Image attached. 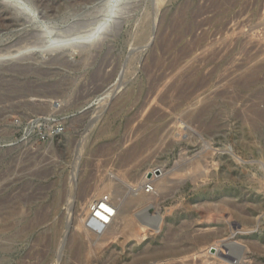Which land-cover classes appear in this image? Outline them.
Segmentation results:
<instances>
[{"label":"rangeland","instance_id":"obj_1","mask_svg":"<svg viewBox=\"0 0 264 264\" xmlns=\"http://www.w3.org/2000/svg\"><path fill=\"white\" fill-rule=\"evenodd\" d=\"M8 2L0 264H87L99 238L89 264H264V0Z\"/></svg>","mask_w":264,"mask_h":264},{"label":"bare ground","instance_id":"obj_2","mask_svg":"<svg viewBox=\"0 0 264 264\" xmlns=\"http://www.w3.org/2000/svg\"><path fill=\"white\" fill-rule=\"evenodd\" d=\"M254 1V0H253ZM7 3L8 4H10L12 7H13V9L14 8H16V6H14L12 3H10V2H8L7 1ZM216 3H217V1H216ZM7 4V5H8ZM17 10H19V11H21L22 13L24 12L23 10H20V9H18L17 8ZM201 12V11H200ZM195 14V13H194ZM249 20V19H248ZM207 22V21H206ZM263 23V22H262ZM261 23V24H262ZM264 26V25H263ZM261 27H262V25H261ZM263 28V27H262ZM258 32V31H257ZM256 33V32H255ZM251 35V34H250ZM249 35V36H250ZM257 35V34H256ZM212 36V35H211ZM253 36V35H252ZM230 37V36H229ZM226 39V38H225ZM233 39V38H232ZM247 40V39H246ZM225 41V40H224ZM211 42V41H210ZM217 44V43H216ZM258 48V47H257ZM214 49V48H213ZM225 49V48H224ZM218 50V49H217ZM225 52V51H224ZM203 54V53H202ZM251 54V53H250ZM208 55V54H207ZM180 56V55H179ZM214 60H216V59H214ZM260 69V68H259ZM256 71H257V69H256ZM205 73V72H204ZM253 74V73H252ZM239 80V79H238ZM192 85V84H191ZM227 91V90H226ZM188 94V93H187ZM199 99V98H198ZM198 101H202V100H198ZM159 102V101H158ZM197 104V103H196ZM160 107V106H159ZM147 116V115H146ZM136 128V127H135ZM147 149H148V147H147ZM144 152V151H143ZM139 153V152H138ZM138 155V154H137ZM129 158V157H128ZM120 171V170H119ZM149 171V170H148ZM118 172V171H117ZM143 174V173H142ZM141 174V175H142ZM176 174V173H175ZM153 175V174H152ZM131 176L132 177H135V178H133V181H134V179H136V178H139V176H137V174H136V170H133L132 172H131ZM146 176V175H145ZM149 176V175H148ZM146 178V177H145ZM146 181V183L145 184H149V181H151V180H145ZM89 182V181H88ZM85 183V182H84ZM138 183H142V185H143V183H144V178H141V179H137V185H138ZM160 183H161V179H158V180H156L155 181V184H154V186H155V188H159V187H161L160 186ZM83 185V184H82ZM84 186V185H83ZM82 186V187H83ZM150 186V185H149ZM102 188V190H101V194H97L96 195V193H98V191H96V193H95V195H94V193H93V199H100V198H102V197H104V194L105 193H103V192H105L104 190H103V188H109V186H108V184H107V182L103 185V186H101ZM84 189H85V186L83 187ZM83 188H82V191H83ZM106 189V190H107ZM86 190V189H85ZM84 190V191H85ZM83 191V193L85 194V192ZM162 191V190H161ZM160 193V192H159ZM81 194H82V192H81ZM107 194V193H106ZM105 194V195H106ZM135 194V193H134ZM80 195V194H79ZM88 195V194H87ZM81 196V195H80ZM92 196V195H91ZM87 199L89 198V197H86ZM92 198V197H91ZM91 198L89 199V201H88V203L85 205V209L84 210H82V214H80V215H78L77 217H76V219L77 220H79V221H77V220H75V230L77 229V228H79V227H81V225H82V223H84V222H86V220L88 219V213L90 212V210L91 209H93L92 208V206H93V201L91 200ZM127 201H125V202H123V204H121V205H123V207H124V210H128L129 208H131V207H135V206H141V205H144V203L146 202V200L144 199V198H142V199H140V202L139 203H137V204H132V202L131 201H128L127 203H126ZM71 203V202H70ZM94 203H95V201H94ZM223 203H225L226 204V202L224 201ZM80 204V203H79ZM83 204V203H82ZM117 204V203H116ZM119 204V205H120ZM98 205V204H97ZM118 204H117V207L119 206ZM227 205V204H226ZM80 206V205H79ZM94 207V206H93ZM136 208V207H135ZM134 209V208H133ZM83 211H85L84 213H83ZM116 213V215H118L120 212L117 210H115V212H114V214ZM82 215V216H81ZM81 217V219H79ZM111 217V216H110ZM107 219V218H106ZM160 219V220H159ZM159 220V221H158ZM244 220V219H243ZM147 221V225H146V227L150 224H152V220L149 222V224H148V220H146ZM243 222H245V221H243ZM96 229L94 230L95 232H98L97 233V235H100L102 232H103V230L105 229V228H109V227H111L112 228V226H114L117 222H115V218L114 217H111V219L109 218V222H107V224H106V222H105V224L104 223H102L103 224V227H99V226H97L96 224H95V222H90ZM162 223H163V218L161 219V218H158L157 219V221H156V223L155 224H153V226L151 227V228H155L156 230H159L160 229V227L162 226ZM4 227V226H3ZM83 228V227H82ZM77 230H81V228H79V229H77ZM144 231H146V229L144 230ZM111 233H110V238L109 239H111L112 237H114V236H112V234L113 235H117L116 234V232L115 231H110ZM57 233V232H56ZM208 234H210V233H208ZM71 235V234H70ZM96 235V236H97ZM211 235V234H210ZM219 235V234H218ZM68 236V235H67ZM206 235H204L203 237H205ZM86 237V236H85ZM167 237V236H166ZM198 237V236H197ZM200 237V236H199ZM199 237H198V239H195V240H193L194 242H196V243H199V242H202L203 243V241H205V243H206V241L208 240H206V239H203L202 237L200 238V239H202V241L201 240H199ZM63 238V237H62ZM87 239V238H86ZM59 240V239H58ZM62 240V239H61ZM56 241V240H55ZM89 241V240H88ZM210 241V240H209ZM102 241H101V239L99 238V240H97L96 242H95V244L93 245V246H90V249H89V251H87L86 253H84V259H85V262L87 263V264H89V261L90 260H97V258H98V252H95V251H98L100 248H104V247H102L103 245H102ZM201 243V244H202ZM61 244H64V241L63 242H61ZM88 244V243H87ZM105 244V243H104ZM200 244V243H199ZM208 244V243H207ZM203 246L205 245V244H202ZM206 246V245H205ZM204 246V247H205ZM167 247V246H166ZM166 247H162V248H159V249H151V250H148V251H145L144 253H141L140 255H136V256H133L132 257V262H133V264H168L167 263V260H169V259H171V258H178L181 254H183V251H180L177 247H174V249H173V247H171L172 249H169L168 248V251L166 250L167 248ZM203 247V253L204 254H214V253H220V251H219V249H218V246L216 245V244H208L205 248ZM253 247V246H252ZM63 248H64V246H63ZM166 248V249H165ZM254 248V247H253ZM256 248V247H255ZM254 248V249H255ZM60 249H62V248H60ZM60 249H58V251H60ZM222 250V249H221ZM86 251V250H85ZM84 251V252H85ZM136 251V250H135ZM163 251H165V252H163ZM167 251V252H166ZM224 250H222V252H223ZM61 252H63V251H61ZM92 252H94V257H91L92 256ZM99 253H102V252H100V250H99ZM227 253V252H226ZM79 254H82V251H81V249L78 247V249H77V252L75 253V255H74V257L75 258H77L78 256H79ZM223 254H224V252H223ZM58 255H59V253H58ZM101 255V254H100ZM60 256V255H59ZM211 256V255H210ZM164 257H166L165 259H164ZM207 257V256H206ZM212 257V256H211ZM74 258V259H75ZM93 258V259H92ZM213 258H215V257H213ZM78 259V258H77ZM77 259H75V260H77ZM216 260V259H215ZM217 260H219L218 258H217ZM63 264V263H62ZM222 264V263H221Z\"/></svg>","mask_w":264,"mask_h":264},{"label":"water","instance_id":"obj_3","mask_svg":"<svg viewBox=\"0 0 264 264\" xmlns=\"http://www.w3.org/2000/svg\"><path fill=\"white\" fill-rule=\"evenodd\" d=\"M7 1H8V0H0V6L6 7L7 4H8ZM9 1H11V0H9ZM3 7H2V8H3Z\"/></svg>","mask_w":264,"mask_h":264},{"label":"built area","instance_id":"obj_4","mask_svg":"<svg viewBox=\"0 0 264 264\" xmlns=\"http://www.w3.org/2000/svg\"><path fill=\"white\" fill-rule=\"evenodd\" d=\"M87 223L89 224V225H91L92 227H93V229L95 230L96 228L89 222V221H87Z\"/></svg>","mask_w":264,"mask_h":264}]
</instances>
